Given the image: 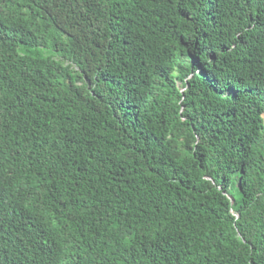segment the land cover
Here are the masks:
<instances>
[{
  "label": "trees",
  "instance_id": "1",
  "mask_svg": "<svg viewBox=\"0 0 264 264\" xmlns=\"http://www.w3.org/2000/svg\"><path fill=\"white\" fill-rule=\"evenodd\" d=\"M263 113L264 0H0V264H264Z\"/></svg>",
  "mask_w": 264,
  "mask_h": 264
},
{
  "label": "water",
  "instance_id": "2",
  "mask_svg": "<svg viewBox=\"0 0 264 264\" xmlns=\"http://www.w3.org/2000/svg\"><path fill=\"white\" fill-rule=\"evenodd\" d=\"M228 198H230L231 201H233V198L231 195H227Z\"/></svg>",
  "mask_w": 264,
  "mask_h": 264
},
{
  "label": "rangeland",
  "instance_id": "3",
  "mask_svg": "<svg viewBox=\"0 0 264 264\" xmlns=\"http://www.w3.org/2000/svg\"><path fill=\"white\" fill-rule=\"evenodd\" d=\"M263 117H264V113H263V115H262Z\"/></svg>",
  "mask_w": 264,
  "mask_h": 264
},
{
  "label": "clouds",
  "instance_id": "4",
  "mask_svg": "<svg viewBox=\"0 0 264 264\" xmlns=\"http://www.w3.org/2000/svg\"><path fill=\"white\" fill-rule=\"evenodd\" d=\"M263 115V114H262Z\"/></svg>",
  "mask_w": 264,
  "mask_h": 264
}]
</instances>
